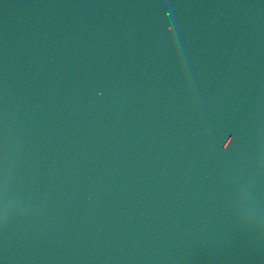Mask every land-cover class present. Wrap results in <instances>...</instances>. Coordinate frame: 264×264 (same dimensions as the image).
<instances>
[{"label":"water","instance_id":"water-1","mask_svg":"<svg viewBox=\"0 0 264 264\" xmlns=\"http://www.w3.org/2000/svg\"><path fill=\"white\" fill-rule=\"evenodd\" d=\"M211 0H0V130L107 52Z\"/></svg>","mask_w":264,"mask_h":264}]
</instances>
